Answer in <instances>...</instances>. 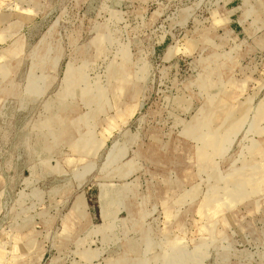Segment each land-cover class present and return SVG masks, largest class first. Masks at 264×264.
<instances>
[{
	"label": "rangeland",
	"instance_id": "374dc122",
	"mask_svg": "<svg viewBox=\"0 0 264 264\" xmlns=\"http://www.w3.org/2000/svg\"><path fill=\"white\" fill-rule=\"evenodd\" d=\"M0 264H264V0H0Z\"/></svg>",
	"mask_w": 264,
	"mask_h": 264
}]
</instances>
